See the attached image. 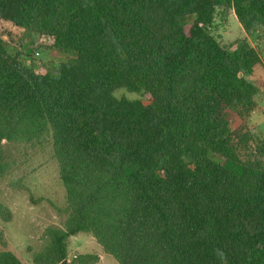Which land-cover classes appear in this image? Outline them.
<instances>
[{
  "label": "trees",
  "instance_id": "16d2710c",
  "mask_svg": "<svg viewBox=\"0 0 264 264\" xmlns=\"http://www.w3.org/2000/svg\"><path fill=\"white\" fill-rule=\"evenodd\" d=\"M224 7L264 30V0H0L65 58L30 64L0 37V148L53 136L73 220L58 262L93 233L119 264H264V138L232 127L256 108L261 56L210 32Z\"/></svg>",
  "mask_w": 264,
  "mask_h": 264
},
{
  "label": "rangeland",
  "instance_id": "374dc122",
  "mask_svg": "<svg viewBox=\"0 0 264 264\" xmlns=\"http://www.w3.org/2000/svg\"><path fill=\"white\" fill-rule=\"evenodd\" d=\"M211 33L226 50L234 52L249 44L261 56L253 75L258 93L256 108L245 119H232V127L246 125L260 139L264 138V30H247L232 7L217 8ZM0 37L8 44L10 54L33 64L58 65L64 56L49 49L45 38L27 32L0 19ZM118 100L150 104L149 94L126 89L115 92ZM0 151L7 171L0 175V252L13 253L23 264H61L57 261L54 234L73 225L67 193L60 179V163L54 149V138L41 142L4 141ZM68 264H119L93 233H80L66 242Z\"/></svg>",
  "mask_w": 264,
  "mask_h": 264
},
{
  "label": "water",
  "instance_id": "95a60500",
  "mask_svg": "<svg viewBox=\"0 0 264 264\" xmlns=\"http://www.w3.org/2000/svg\"><path fill=\"white\" fill-rule=\"evenodd\" d=\"M61 264H68V260L67 259L63 260Z\"/></svg>",
  "mask_w": 264,
  "mask_h": 264
}]
</instances>
